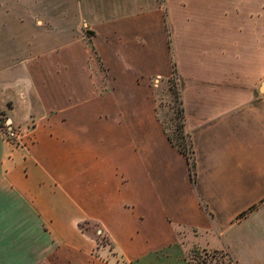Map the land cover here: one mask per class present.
<instances>
[{
  "label": "crops",
  "instance_id": "1",
  "mask_svg": "<svg viewBox=\"0 0 264 264\" xmlns=\"http://www.w3.org/2000/svg\"><path fill=\"white\" fill-rule=\"evenodd\" d=\"M5 119L0 264H264V0H0Z\"/></svg>",
  "mask_w": 264,
  "mask_h": 264
},
{
  "label": "rangeland",
  "instance_id": "2",
  "mask_svg": "<svg viewBox=\"0 0 264 264\" xmlns=\"http://www.w3.org/2000/svg\"><path fill=\"white\" fill-rule=\"evenodd\" d=\"M177 79L174 76L169 77L168 79L159 83L157 87V112L160 120L167 133L173 138L174 141H179L177 133V123L178 118L176 117V106L177 103L174 101V91L173 89L177 86ZM3 139L9 141L10 143L17 140H10L5 136V128L0 127ZM192 156V154L190 153ZM18 209V207H16ZM21 212H14L10 220L13 218H19L18 214ZM7 200L6 198L0 197V237L13 236L17 235L18 229H8L7 226ZM20 215V214H19ZM20 219V218H19ZM93 230L96 229L94 224L92 225ZM101 240V239H100ZM190 264H235L233 258L229 252L226 251H192L190 256Z\"/></svg>",
  "mask_w": 264,
  "mask_h": 264
},
{
  "label": "trees",
  "instance_id": "3",
  "mask_svg": "<svg viewBox=\"0 0 264 264\" xmlns=\"http://www.w3.org/2000/svg\"><path fill=\"white\" fill-rule=\"evenodd\" d=\"M177 84H178V82H177ZM173 91H174V93H173L174 94V101H176V103H177L175 113H176V117L178 118V123H177L176 129H177L179 141H174L173 138L167 133L165 126L164 125L163 126H164V129H165L170 141L174 145H176V147H178V149L188 159L189 168H190V171L192 172L193 159H192V156L190 155V153L192 154L191 141H190L189 133L186 131V128H185V115H184V109H183L182 100H181V96H180L179 84L176 86V88L173 89Z\"/></svg>",
  "mask_w": 264,
  "mask_h": 264
},
{
  "label": "built area",
  "instance_id": "4",
  "mask_svg": "<svg viewBox=\"0 0 264 264\" xmlns=\"http://www.w3.org/2000/svg\"><path fill=\"white\" fill-rule=\"evenodd\" d=\"M3 128H5V136L9 138L10 140H17L14 143H18L21 140V131L20 127L17 125L12 124L8 120H4Z\"/></svg>",
  "mask_w": 264,
  "mask_h": 264
},
{
  "label": "flooded vegetation",
  "instance_id": "5",
  "mask_svg": "<svg viewBox=\"0 0 264 264\" xmlns=\"http://www.w3.org/2000/svg\"><path fill=\"white\" fill-rule=\"evenodd\" d=\"M0 123H1V124H2V126H3L4 120H1V121H0Z\"/></svg>",
  "mask_w": 264,
  "mask_h": 264
}]
</instances>
